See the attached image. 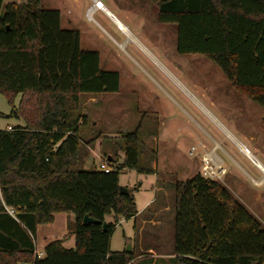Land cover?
<instances>
[{"label":"trees","instance_id":"trees-1","mask_svg":"<svg viewBox=\"0 0 264 264\" xmlns=\"http://www.w3.org/2000/svg\"><path fill=\"white\" fill-rule=\"evenodd\" d=\"M151 1L157 20L175 26L177 53L208 58L264 109V0ZM1 11L0 93L12 105L8 116L24 124L0 129V264H132L133 252L108 245L119 217H137L132 193L120 192L118 180L120 170L138 165L137 129L123 135L120 162L106 156L113 163L107 172L82 167L79 135L80 96L117 92L118 73L103 70L98 52L81 49L79 32L61 28L59 11L40 0H0ZM24 95L35 99L33 109ZM172 187L174 264L264 262V227L225 186L197 173ZM57 213L74 217V247L56 239L37 258L36 227ZM85 214L99 223L82 224Z\"/></svg>","mask_w":264,"mask_h":264},{"label":"rangeland","instance_id":"rangeland-1","mask_svg":"<svg viewBox=\"0 0 264 264\" xmlns=\"http://www.w3.org/2000/svg\"><path fill=\"white\" fill-rule=\"evenodd\" d=\"M99 2L125 25L133 38L169 72H164L135 41L127 39L102 11H92L89 19L86 12L91 8L92 0H40L42 8L59 11L61 28L79 32L81 49L98 52L99 65L103 70L116 71L119 75L117 92L80 96V113L85 115L83 124L79 125L84 149L82 167H96L98 163L107 161V155L120 162L123 158V135L135 128L138 132V165L136 168L120 170L118 180L120 186L132 193L139 216L118 220L109 237V250L121 251L129 245L136 264H174L168 258L172 253L174 232L172 186L175 181L188 180L192 175L181 171L178 164L167 165L165 161L169 157L164 148L160 153H156V142L151 135L155 136L158 131L164 129L162 123L166 122L175 132L180 128L189 131L193 135V142L200 140L208 144L206 135L199 127L201 126L229 152L237 164L227 161L223 164L232 195L264 227V185L252 184L240 167L252 177H257L260 173H254L255 166L231 149L227 141L221 140V134H216L172 77L213 114L215 112L209 107V102L199 97L192 88L193 85L201 88L206 86L208 96L217 93L220 100L215 103L221 106L218 108L219 112H224V116L232 125L237 124L236 127L241 128L243 132H252L263 151L264 109L235 91L222 71L208 58L199 54L177 53L175 26L157 20L156 7L151 0ZM23 99L24 103H29L28 109H33L35 99L28 100L27 95H24ZM18 100V95L14 96L12 104L19 107ZM242 101L246 104H242ZM11 108L6 94L0 93V113L4 115L0 117V129L24 124L22 119L8 116ZM218 118L223 123L220 117ZM89 140L92 143L86 147L85 143ZM246 146L251 153L263 160L249 145ZM188 148L189 143L179 146L182 153L180 155L189 157ZM195 154L196 152L192 156ZM171 156L176 158L178 163L183 159L181 156ZM107 162L113 164L111 161ZM217 181L220 182V179ZM256 194H259V199L255 197ZM113 219V214L105 217L106 222ZM70 223L72 221L65 219V213H57L53 222L38 225L35 233V251H40L38 248L48 242L44 237L58 238L64 233H70ZM65 244L73 246V237ZM146 247L155 253L151 258L145 252Z\"/></svg>","mask_w":264,"mask_h":264},{"label":"crops","instance_id":"crops-1","mask_svg":"<svg viewBox=\"0 0 264 264\" xmlns=\"http://www.w3.org/2000/svg\"><path fill=\"white\" fill-rule=\"evenodd\" d=\"M92 1H93V3L90 6L91 8H89L86 12L87 16L89 14L88 11H90V17H91L92 11H96V10L102 11L107 17L110 18V20L115 24L117 29L127 37V39H129L131 41L132 40L135 41L141 47V49L148 56H150V58L163 71L165 70L166 72H168L161 64H159V62L155 58H153V56L142 45H140L133 38V36L129 33V31L125 27V25H123L111 12H109L99 2V0H92ZM96 2H99L101 4V7H98L95 4ZM88 18H89V16H88ZM116 21H118L123 26L125 31L121 30L117 26ZM117 45L119 47L122 46L119 44H117ZM172 80L175 81V84L181 90H183V92L187 95V97L190 98V100L195 104L197 109L204 116V118H205L204 120L206 122H209V125L213 128V130H215L216 134H218V133L221 134V140L227 141L229 143V147L231 149L235 150L237 154L243 155L253 166H255L256 172L254 171V173H256V174H258V172L260 173L257 177L256 176L252 177L247 172H245L240 166H238V167H240V170L244 173L246 178L249 179L251 181V183L254 184L255 186L264 185V175H263L264 151L261 149V146H259V144H257L258 142L256 141L254 134L252 132H250L248 134L243 132L241 128L239 129V127H236V126H238L237 124H235V126L232 125V123L227 119V117L224 116V112H219L218 108H221V106L216 105L215 102L217 100H220V99L217 96V93H216V95L214 94V95L208 96V94H207L208 87L204 86L201 88L199 86L197 87V86L193 85L192 89H194L195 93H198L199 97H201L204 101L209 102L208 105L210 108H213L215 114H213L210 110H208L199 100H197L191 93H189L183 86H181L180 83L174 79V77H172ZM220 98H222V97H220ZM244 100H248V99H244ZM237 101H239V100H234V102H237ZM243 103H245V102L242 101V104ZM235 106H239V105H235ZM218 117H220V119L223 121V123H226L227 126H226V124H223L219 120ZM189 118L191 119L190 116H189ZM162 126L164 129H161L162 127H160L161 131L160 132L158 131V133L155 136L151 135V137L154 138V141L156 142V153H160V151H163V148L165 149L164 151H167L166 155L169 157L165 161L167 165L176 166L178 164L180 166L181 171L190 173V175L193 176L197 173H200L201 166H202L201 159L203 157H208L212 162L217 163L218 165H220L223 168H224L223 164L225 161L235 163L233 158L230 156L229 152L225 148H223V146L220 145V143L217 142L213 137H211L205 130H203L201 126H199V127L202 130V132L206 135L205 138L208 140V144H206L200 140H198V141L196 140V142H193V139H192L193 135L189 131H185L182 128H180L179 131L177 130V132H175V131H173V129L171 127H169L167 125V122L162 123ZM186 143H189V148L187 150L188 151L187 154L190 158L187 156H185V157L181 156L182 153L180 152V149H179V146H183ZM246 145H249L255 153H257L259 156H261V158H263V160L262 159L260 160L258 157L255 156V154L251 153V151H249V149L247 148ZM172 151L176 155L174 153H172ZM195 152H196V154L192 156V154ZM171 155H174L176 157L181 156V157H183V159L182 160L180 159V162L178 163L177 159ZM153 165L155 166L156 162ZM226 174H227V171L225 169V173L220 175L219 178H217V180L220 179V183L223 186H225L232 193V190L230 188L231 186L228 184V179L225 178ZM255 197L258 199L260 198L259 194H256ZM55 216H56V214L54 215V219H55ZM138 216L139 215L137 213V217ZM67 218L69 221L74 220V217L71 214L65 213V219H67ZM120 219L121 218L119 217L118 220H120ZM72 237L74 239L73 234H71V232H70V233H67V235L64 233L58 238H56V236H53V237L46 236V237H44V240L50 242V241L59 239V240H62V245L64 247L72 248V247H74V244H73V246H71V244L66 246V244H65L66 242L70 241L72 239ZM46 244L44 243L38 249L40 251H43V248ZM34 245H36L35 238H34ZM145 252L149 255L150 258L155 255V253L149 247H146ZM160 256H162V255H160ZM173 256H174L173 254H169L168 258L170 261L172 260ZM134 261H135V259L133 258L132 264H136ZM16 264H31V263L18 261V262H16Z\"/></svg>","mask_w":264,"mask_h":264},{"label":"built area","instance_id":"built-area-1","mask_svg":"<svg viewBox=\"0 0 264 264\" xmlns=\"http://www.w3.org/2000/svg\"><path fill=\"white\" fill-rule=\"evenodd\" d=\"M201 161H202V166L199 174H201L202 176L217 180V178H219L220 175L224 174L225 169L220 165L213 163L208 157H203ZM96 168L103 170L105 172L111 169L107 161L98 163ZM263 175H264V171H263ZM42 255H43L42 251L34 252V256L37 258H40Z\"/></svg>","mask_w":264,"mask_h":264},{"label":"water","instance_id":"water-1","mask_svg":"<svg viewBox=\"0 0 264 264\" xmlns=\"http://www.w3.org/2000/svg\"><path fill=\"white\" fill-rule=\"evenodd\" d=\"M3 18V12L1 11L0 12V19ZM107 161H109V158L107 157L106 159ZM119 190L120 192L122 193H126L128 192V189H126L125 187L123 186H119ZM99 223L98 220L96 219H93L92 217H89L87 214H85L82 218V224L86 225V224H97ZM106 227V222H103L102 223V228L104 229ZM126 253H129L130 252V248H129V245H127V248L124 250Z\"/></svg>","mask_w":264,"mask_h":264},{"label":"bare ground","instance_id":"bare-ground-1","mask_svg":"<svg viewBox=\"0 0 264 264\" xmlns=\"http://www.w3.org/2000/svg\"><path fill=\"white\" fill-rule=\"evenodd\" d=\"M95 4H96L98 7H101V4H100L99 2H96ZM88 12H89L88 16H89V18H90V11H88ZM116 23H117V26H118L121 30L125 31L124 28H123V26H122L118 21H116Z\"/></svg>","mask_w":264,"mask_h":264}]
</instances>
